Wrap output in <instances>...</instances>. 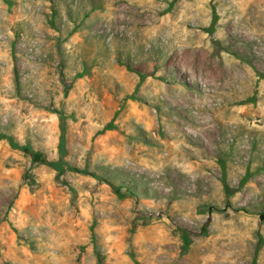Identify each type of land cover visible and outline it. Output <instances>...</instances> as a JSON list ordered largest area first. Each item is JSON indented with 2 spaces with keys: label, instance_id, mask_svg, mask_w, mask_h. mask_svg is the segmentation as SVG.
I'll return each instance as SVG.
<instances>
[{
  "label": "rangeland",
  "instance_id": "rangeland-1",
  "mask_svg": "<svg viewBox=\"0 0 264 264\" xmlns=\"http://www.w3.org/2000/svg\"><path fill=\"white\" fill-rule=\"evenodd\" d=\"M0 132L107 180L0 139V264H264V0H0Z\"/></svg>",
  "mask_w": 264,
  "mask_h": 264
},
{
  "label": "trees",
  "instance_id": "trees-1",
  "mask_svg": "<svg viewBox=\"0 0 264 264\" xmlns=\"http://www.w3.org/2000/svg\"><path fill=\"white\" fill-rule=\"evenodd\" d=\"M53 112L58 113L59 117L61 119L65 118L63 110H58L54 109L52 110ZM115 126L110 124L107 125L105 129H110L114 128ZM0 139H6L10 145L14 148L23 150L27 153H29L34 159H37L38 161L51 166L54 170L57 171L58 175H62L67 171L70 170H76L84 174H89L95 178H98L99 180L102 181H107L104 177L96 174L95 172L89 170L88 168H78L73 165H71L66 159H65V154H66V141L62 139L59 143V149H60V155L57 160H50L46 153L36 150L33 148V146L29 143H21L18 140H16L12 135L5 133V132H0ZM112 185V184H111ZM114 187V186H113ZM115 191L121 195V192L118 190V188L114 187Z\"/></svg>",
  "mask_w": 264,
  "mask_h": 264
},
{
  "label": "bare ground",
  "instance_id": "bare-ground-1",
  "mask_svg": "<svg viewBox=\"0 0 264 264\" xmlns=\"http://www.w3.org/2000/svg\"><path fill=\"white\" fill-rule=\"evenodd\" d=\"M213 73H216V70L214 69L213 70ZM241 77H239V75L238 74H235V77L233 78L232 77V79H237V80H239Z\"/></svg>",
  "mask_w": 264,
  "mask_h": 264
}]
</instances>
